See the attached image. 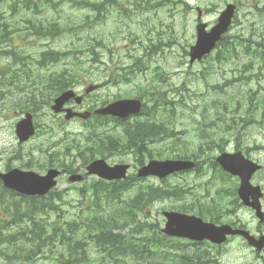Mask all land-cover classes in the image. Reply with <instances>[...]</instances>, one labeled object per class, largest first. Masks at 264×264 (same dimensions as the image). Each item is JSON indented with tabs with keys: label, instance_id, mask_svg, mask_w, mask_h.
I'll return each instance as SVG.
<instances>
[{
	"label": "rangeland",
	"instance_id": "obj_1",
	"mask_svg": "<svg viewBox=\"0 0 264 264\" xmlns=\"http://www.w3.org/2000/svg\"><path fill=\"white\" fill-rule=\"evenodd\" d=\"M73 1L66 0L60 2L55 0L56 6L42 7L37 11V15L26 14V18L39 19L44 26L58 24L61 27H74L76 31L72 35L61 34L54 40L37 39L30 36L29 32H24L23 37L14 38L12 41L16 48L24 49L32 57H37L43 50H61L69 53L79 54L78 59L82 61V68H76L77 78L82 84L76 89L83 92V89L89 84L99 85L97 90L85 99L83 109L87 110L90 106L100 107L104 102H111L116 97L133 98L135 96L134 83L120 86L104 84L106 76L113 73L117 68H126L141 59L148 64V69L143 71L136 78V83H142L149 79L155 68L161 69L168 75L169 79L161 84L171 93H177L182 90L185 98V105L178 109L176 119V130L180 132L176 142V147L172 148L170 144L174 141L166 140L163 143L153 145L161 148L159 156L175 158L177 153L182 150L186 154H191L198 150L200 139L203 135L208 140L215 139L223 146V151L233 152L235 149L241 150L252 160H259L264 163V152H260L258 146L264 141V128L258 123L260 111L257 112L255 119L247 116L246 101H242L238 106L239 96L251 91L261 93L264 88V79L258 81V77L264 74L260 63L252 61L244 55L238 58H229L225 53L222 59L218 60L215 53L206 62L201 64L194 63L189 65L188 56L185 50L195 42V24L196 11L185 9V6L175 5L167 1V5H158L145 7L146 3L153 0L140 1L142 9L135 11L130 17H124L117 8L111 7L110 13L106 19L98 24L84 25L86 15L89 13L75 6ZM104 1V0H97ZM161 1V0H158ZM171 1V0H170ZM191 6H199L204 9L205 16L203 22L213 25L217 18V12L224 7L226 3H232L233 0H216V7L212 8L204 0H185ZM226 1V3H224ZM245 2L237 12V22L228 32L226 37H237L250 42H260V37L264 38V0H237ZM115 4L131 5L130 0H113ZM1 12H6V7L1 8ZM25 15V14H24ZM30 19V22L33 20ZM11 20V21H10ZM7 20L8 23L21 21V17H12ZM39 20L38 23H40ZM16 26V25H15ZM20 30H23V24L19 23ZM17 27V26H16ZM59 27V26H58ZM55 30V27L51 29ZM29 35V36H27ZM167 43L170 45L167 46ZM11 44V46H13ZM14 46V47H15ZM152 47L151 50H149ZM16 48H14L15 51ZM94 49L96 55L90 51ZM254 49V48H252ZM223 50V48H221ZM79 51V52H78ZM219 52V51H218ZM22 53V52H20ZM73 60V59H72ZM71 58L67 60L72 63ZM75 61V60H74ZM99 62V63H95ZM102 63L103 65H101ZM9 64L6 58H0V66ZM71 66V65H70ZM74 68V67H70ZM70 71V70H69ZM259 74L256 78L253 75ZM247 78L245 82H238L241 78ZM258 78V79H257ZM84 79H90L87 82ZM185 84V87H183ZM10 87L6 81L0 78V173L4 172L5 167L21 169L22 163L17 157L24 158L25 155L40 162L41 153L36 150L38 146L47 145V143L56 142L58 135L62 132H68L74 135L81 134L83 130L81 122L63 120L56 121L51 112L50 115H44L39 119L41 125H49L52 128V139L48 136L40 135L30 140L26 144H19L14 134L15 123L21 118V112L12 106L14 99L24 98L26 95L14 94L10 96ZM28 90V89H26ZM22 100V99H20ZM15 101H13L14 103ZM15 109H13V108ZM232 119H236L235 123ZM58 122V126L56 125ZM250 122H254L251 125ZM78 136V135H77ZM76 136V137H77ZM183 141L186 143L184 144ZM217 149L201 155L199 160L211 159L219 155ZM32 162L29 158L23 159V162ZM134 156L131 153L110 156L107 160L109 165L118 163L134 164ZM34 164V163H31ZM39 172L36 169H30ZM134 173V169L131 168ZM200 178L194 173H187L180 176H174L169 180L170 186L182 187L185 191V202H193L192 193L205 195L200 189L198 182ZM144 184L158 186L161 181L156 178H149ZM253 184L264 186V172L258 173ZM72 185L66 177L59 179L57 190L71 189ZM214 191L211 190L212 194ZM66 194V193H65ZM77 195L69 191V196L65 195V200L70 204L62 202V209L69 212L75 218L78 208ZM202 202H206L202 200ZM59 203V202H58ZM65 203V204H64ZM224 210L221 214L224 222H237L246 225L251 231H255L258 226L253 214L241 207L236 208L231 216L228 210L232 207L221 201ZM171 201L155 202L146 211L150 219H157L160 226L163 225L161 212L168 208ZM197 206L195 204L192 209ZM194 213V211H192ZM43 218L46 216L41 215ZM218 216V215H217ZM50 221H55L56 216H48ZM207 249L209 251L211 264H264V251L261 255L250 250L241 239H230L227 244L219 250L210 249L206 246H188V251H200ZM92 249V248H91ZM91 252L95 255L94 250ZM203 261H206L203 260ZM48 263V261H44Z\"/></svg>",
	"mask_w": 264,
	"mask_h": 264
},
{
	"label": "trees",
	"instance_id": "obj_2",
	"mask_svg": "<svg viewBox=\"0 0 264 264\" xmlns=\"http://www.w3.org/2000/svg\"><path fill=\"white\" fill-rule=\"evenodd\" d=\"M8 1L0 0V4L7 5ZM20 2L21 0H12L8 6L15 12ZM46 2L48 0H39L33 6L37 8L38 3ZM30 3L31 0L21 2L23 8H29ZM26 23H30V19ZM7 26L0 15L1 45L12 40V33L7 32ZM14 29L15 32L20 30L16 26ZM1 54L11 56L17 70L9 76L4 75L0 69V74L10 83H13L14 77L19 76L22 88L28 89L26 96L20 98L22 100L12 101V106L20 112L35 115L48 107L56 95L80 83L76 72L78 62L69 65L66 70H43L50 62L59 60L60 53L53 56L51 53H43L40 60L35 61L37 70L32 63L34 60L29 56L16 54L11 50H5ZM39 70L44 73H39ZM137 94L152 103V108H147V120L134 124L119 123V131H107L103 129L104 118L94 117L92 123L89 121L81 139H68L61 149L43 150L39 167L43 170L61 167L76 172L93 159H108L119 153H131L139 166L147 158L159 156L161 148L153 145L166 139L178 140L172 121L176 105L157 84L145 85ZM207 136L210 134L207 133ZM202 140L197 151L188 155L182 150L177 153V158L197 159L220 146L215 139L203 137ZM170 146L175 148L176 144L172 143ZM64 154H72L73 158L77 154L80 163H66L62 159ZM207 170L208 175L214 170L213 176L198 182L205 195L193 192V202L184 201L187 195L179 186H153L136 182L133 177L115 182L92 179L78 190L79 208L75 212V218L62 209V202L70 204L62 193L52 192L44 198L18 199L10 192L2 193L4 190L0 186V264H142L129 258L137 255L146 261L152 255H164L168 240L160 234L159 221L149 220L147 207L155 202L175 198L174 204L169 205L170 209L184 213L194 211L210 221H220L223 204L217 200L232 196L233 185L220 170L213 166ZM211 190L214 191L212 194ZM195 204L197 206L192 209ZM52 215L56 216L55 221L48 219ZM91 248L95 251L94 254L101 255H93ZM174 255L186 264H196L195 260L208 257L205 252L196 254L182 251Z\"/></svg>",
	"mask_w": 264,
	"mask_h": 264
},
{
	"label": "water",
	"instance_id": "obj_3",
	"mask_svg": "<svg viewBox=\"0 0 264 264\" xmlns=\"http://www.w3.org/2000/svg\"><path fill=\"white\" fill-rule=\"evenodd\" d=\"M231 11L228 10L222 16L225 19ZM224 24V23H223ZM223 25H219L214 28L209 36L201 37L199 35V43L193 49L192 59L198 58L209 52L210 48L213 47L214 42L219 38L220 32H222ZM75 98L73 92L69 91L63 93L54 101L52 110L55 113L63 111V106L70 99ZM77 103H80V98H75ZM140 110V104L135 100H124L113 103L103 110H99V114H112L120 117H126L129 113H137ZM66 112L65 119H70L74 116L81 119H87L88 113H74L70 109L64 110ZM16 134L21 142L27 140L34 134V128L31 122L30 115H26V118L21 120L16 125ZM217 161L220 165L228 172L233 175H237L241 178V184L239 188V196L242 201L247 205L248 196H253V202L250 204L252 207L258 209V188L251 187L249 184V178L251 174L257 169L252 166L250 161L245 160L241 154H222ZM193 167V163L183 161H165L157 162L152 161L147 166L141 168L138 171L139 177H146L149 175L158 176L163 178L171 173L189 170ZM128 166H114L109 167L102 161H95L87 167L89 174H95L98 177L106 180L121 179L125 177ZM59 175L56 170H49L45 176H38L32 172H18L13 171L6 175H0L4 185L8 188L15 189L18 192L26 195H44L49 191L51 187L55 185L54 178ZM80 176H71V181L80 180ZM256 203V204H255ZM166 225L163 232L167 235L187 237L192 240H204L208 239L213 243L220 244L225 240L226 235L240 234L250 241L253 246L260 247L264 243V239L256 242L248 237V234L240 231H233L228 226L217 227L213 224L204 223L200 218L195 216H188L184 214L166 212Z\"/></svg>",
	"mask_w": 264,
	"mask_h": 264
},
{
	"label": "flooded vegetation",
	"instance_id": "obj_4",
	"mask_svg": "<svg viewBox=\"0 0 264 264\" xmlns=\"http://www.w3.org/2000/svg\"><path fill=\"white\" fill-rule=\"evenodd\" d=\"M263 126H264V124L263 123H261ZM260 148L262 149V150H264V141L260 144ZM259 164H261V167L263 168L264 167V163H259ZM263 188V191H264V187H262ZM262 200H263V206H264V195H263V198H262ZM264 209V208H263ZM264 232V225H262V230L259 232L260 234H262Z\"/></svg>",
	"mask_w": 264,
	"mask_h": 264
}]
</instances>
